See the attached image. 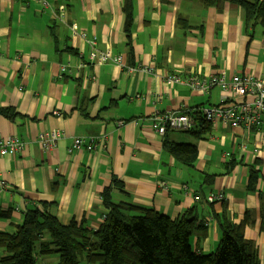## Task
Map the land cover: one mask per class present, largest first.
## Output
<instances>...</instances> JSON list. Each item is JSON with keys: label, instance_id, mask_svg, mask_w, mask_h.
I'll return each instance as SVG.
<instances>
[{"label": "crops", "instance_id": "0c3cea01", "mask_svg": "<svg viewBox=\"0 0 264 264\" xmlns=\"http://www.w3.org/2000/svg\"><path fill=\"white\" fill-rule=\"evenodd\" d=\"M45 3L0 0V112L16 113L13 119L0 114V138L24 143L22 152L0 157V210L12 211L0 231L13 232L26 211L44 203L60 224L74 221L95 231L107 213L103 191L110 189L113 203L153 209L171 220L191 212L201 227L190 244L203 254L218 249L222 217L244 222L243 236L264 264V132L213 123L203 138H193L177 131L159 136L150 127L154 113L193 112L223 98L217 87L204 95L168 87L169 74L264 78V28L246 30L241 10L229 3L216 9L202 0H133L127 37L124 0ZM91 48L121 56L123 68L89 65ZM136 67L153 72L129 71ZM52 132L63 137L42 149L39 137ZM73 138L103 146L69 151ZM165 139L194 144L195 163L182 165ZM249 166L260 169L253 191ZM219 193L223 201H204ZM57 259L38 256L39 264Z\"/></svg>", "mask_w": 264, "mask_h": 264}, {"label": "trees", "instance_id": "16d2710c", "mask_svg": "<svg viewBox=\"0 0 264 264\" xmlns=\"http://www.w3.org/2000/svg\"><path fill=\"white\" fill-rule=\"evenodd\" d=\"M132 1L124 0L123 6L127 37H130L133 21ZM202 1L205 6L216 9L225 3L237 6L246 30L256 26L264 28V0ZM0 114L8 119L16 116L14 110H2ZM190 116L194 123L192 129L177 132L203 138L211 124L198 111ZM164 145L182 165L195 163L197 151L194 144L171 143L165 139ZM230 164L233 168L234 163ZM248 173V190L253 191L260 169L249 166ZM113 184L117 186L116 182ZM109 191H103L107 213L95 231L74 221L68 225L60 224L46 203L41 204L42 209L26 211L13 232L0 231V264H39L38 256L49 254L57 255L56 264H260L254 243L243 236L244 222L235 225L222 215L220 245L214 252L203 254L193 250L190 244L191 235L201 227L191 212L171 220L153 209L113 203ZM223 200L224 196L214 202ZM204 201L209 203L206 196ZM11 212L0 210V221L9 218Z\"/></svg>", "mask_w": 264, "mask_h": 264}, {"label": "built area", "instance_id": "2783aa9c", "mask_svg": "<svg viewBox=\"0 0 264 264\" xmlns=\"http://www.w3.org/2000/svg\"><path fill=\"white\" fill-rule=\"evenodd\" d=\"M42 4H46L45 0H40ZM63 10V9H61ZM96 53L90 54V59L96 57ZM99 61H112L117 63L120 61L117 57H111L108 54H99ZM180 79L176 76H171L167 79L168 85L178 83ZM189 86L198 92H203L208 87H218L222 93L223 98L221 103L211 108H202L201 114L211 123H219L228 128H241L246 131L255 130L264 132V78L253 77L247 75H233L227 79L224 73H217L207 79L189 78ZM150 125L153 131L158 135H165L166 131H186L192 127V121L185 113L175 114L166 112L163 114H155L150 119ZM63 137L60 132H52L50 134L42 135L38 139L42 149L50 150L57 141ZM97 144L103 146V143L91 139L89 143H84L81 138H73L69 145V151L81 150L87 151L95 149ZM24 149V143L16 137L0 138V157L14 156ZM258 153V150H254ZM4 187V181L0 179V190ZM223 198L221 193L209 194L206 200L209 203L219 201ZM195 200L199 199L195 195Z\"/></svg>", "mask_w": 264, "mask_h": 264}, {"label": "bare ground", "instance_id": "6f19581e", "mask_svg": "<svg viewBox=\"0 0 264 264\" xmlns=\"http://www.w3.org/2000/svg\"><path fill=\"white\" fill-rule=\"evenodd\" d=\"M39 2H40V0H39ZM41 3V2H40ZM42 4V3H41ZM226 4V3H225ZM42 5H44V4H42ZM46 5V4H45ZM92 52H95L96 53V57H95V59H93V60H91L90 59V54L92 53ZM99 54H108V55H110L111 57H117V58H119L120 59V61L119 62H117V63H114V62H112V61H110V60H108V61H105V62H101V61H99V58H98V55ZM88 57H89V59H90V63H89V65H102V64H105V63H113V64H116L118 67H122L123 68V64H124V61H123V58L121 57V56H114V55H112V54H110V53H106V52H101V51H98L97 49H95V48H91L90 49V52H89V54H88ZM83 66V64H81L79 67H82ZM131 70H137V71H141V72H145V73H152L153 72V68L152 67H136V68H131V69H129V71H131ZM60 72H61V76H65V75H67V66L66 65H61V70H60ZM217 74V73H216ZM215 75V74H214ZM214 75H210L209 77H211V76H214ZM171 76H176V77H178L179 79H180V82H178V83H174V84H171V85H168L167 83H166V81H167V79L169 78V77H171ZM247 76H251V75H247ZM197 78V79H207V78H209V77H200V76H198V75H193V74H188V75H186V76H181V75H179V74H177V73H172V74H169V75H167V76H165L164 77V84L166 85V86H168V87H172L173 85H184V86H186V87H188V89L191 91V92H194V93H198V94H201V95H204L205 93H207V92H209V90L212 88H210V87H208V88H205V90L203 91V92H198V91H196V90H193L190 86H189V84H188V79L189 78ZM253 77H255V76H253ZM91 80L92 81H94L95 80V76L93 75L92 77H91ZM214 87H216V86H214ZM218 88V87H217ZM220 90V89H219ZM221 91V90H220ZM222 96H223V93H222ZM217 106V105H216ZM214 107V106H213ZM208 108H211V107H208ZM201 109L202 108H199V109H196L195 111H193V112H196V111H198L199 113H200V116H202V118H204V116L201 114ZM166 112H172V111H166ZM166 112H164V113H166ZM193 112H189V111H186V110H184V111H182V112H180V113H178V112H172V113H175V114H182V113H185L186 115H188V117L191 119V121H192V127H193V125H194V123H193V119H192V117L190 116L191 114H193ZM155 114H163V113H154V115ZM153 115V116H154ZM204 120L205 121H207L205 118H204ZM208 123H210V124H213V123H211V122H209V121H207ZM120 123H122V122H120ZM150 127H151V125H150ZM192 127L190 128V129H192ZM152 129V128H151ZM189 129V130H190ZM153 130V129H152ZM168 131V130H167ZM166 131V132H167ZM174 131V130H173ZM186 131H188V130H186ZM155 132V131H154ZM156 133V132H155ZM157 134V133H156ZM158 135V134H157ZM160 136V135H159ZM164 136V135H163Z\"/></svg>", "mask_w": 264, "mask_h": 264}]
</instances>
